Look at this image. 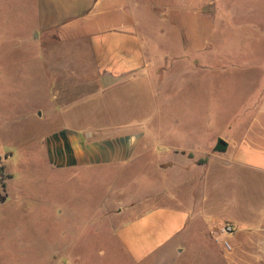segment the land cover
I'll use <instances>...</instances> for the list:
<instances>
[{"label": "crops", "instance_id": "obj_1", "mask_svg": "<svg viewBox=\"0 0 264 264\" xmlns=\"http://www.w3.org/2000/svg\"><path fill=\"white\" fill-rule=\"evenodd\" d=\"M255 3L257 0L24 3L36 22L34 37L42 41L39 64L48 104L39 116L47 125L43 141L47 165L71 180L97 170L111 175L106 182L113 185L103 205L124 215L114 229L115 236L136 263L155 255L186 253V237L196 231L208 248H216L224 264H264V59L246 66L259 70L261 77L231 116L233 123L224 122L223 129L208 137L209 119L215 115L202 104L193 114L188 103V123L204 119L202 126L187 127L181 133L182 143H178L176 129L171 126L168 130L169 119L176 117L173 96L204 77L244 67L237 61L209 62L213 56L227 54L219 52L227 39H248L251 51L264 49L260 41L264 40V18H256ZM143 86L152 87L155 99H161L165 86L169 91L173 117L159 115V127L154 130L112 105L119 103L121 94L139 96ZM51 91L60 104L53 111L55 117L64 120L49 123ZM100 102L105 106L103 118L96 117ZM218 117L226 118L225 114ZM146 136H151L150 142H145ZM222 136L226 147L215 150ZM150 151H156L155 162H150ZM143 157L152 174L144 171L131 178L127 172ZM161 176L167 177L162 178L165 181H160ZM128 179L138 185L133 192L119 189ZM162 197L169 203H150ZM224 222L236 227L230 236L231 250L217 240V229Z\"/></svg>", "mask_w": 264, "mask_h": 264}, {"label": "rangeland", "instance_id": "obj_2", "mask_svg": "<svg viewBox=\"0 0 264 264\" xmlns=\"http://www.w3.org/2000/svg\"><path fill=\"white\" fill-rule=\"evenodd\" d=\"M25 2L0 0V195H7L0 201V264H224L216 248H208L196 231L186 237V253L155 255L141 263L134 262L115 236L114 229L124 215L103 205L113 185L106 182L111 175L97 170L80 180H71L47 165L43 147L47 125L39 116L48 104L44 101L48 88L42 85L39 64L42 41L34 37L36 22ZM258 2L253 11L259 16L256 18H264V3ZM260 41L264 46V40ZM218 42L222 44L223 40ZM225 42L227 45L220 46L219 52L227 54L213 56L209 62L219 65L221 61H237L244 67L204 77L199 84L191 83L173 96L176 117L169 119L168 130L171 126L176 129L178 143L184 142L181 133L187 127L192 124L200 128L204 121L194 118L188 123V103L193 114L202 104L215 115L209 119L208 137H212L223 129L224 122H234L231 116L260 80L261 72L246 66L264 59V49L251 51L248 39ZM138 94H121L119 103L112 105L122 109L124 116L145 121V128L152 130L159 127V115L166 118L169 113L173 117L167 86L161 90V99L152 96L151 86H143ZM49 95L48 122L64 120L53 112L60 106L57 96L52 91ZM104 107L103 102L97 104L96 117H105ZM220 114L226 118L221 119ZM221 139L226 141L223 136ZM150 141L151 136H146L145 142ZM154 152H149L150 162H155ZM146 160L143 157L127 172L131 178L144 171L152 174L144 165ZM135 182L125 180L119 189L133 192L138 186ZM154 201L169 203L166 197L150 203Z\"/></svg>", "mask_w": 264, "mask_h": 264}, {"label": "built area", "instance_id": "obj_3", "mask_svg": "<svg viewBox=\"0 0 264 264\" xmlns=\"http://www.w3.org/2000/svg\"><path fill=\"white\" fill-rule=\"evenodd\" d=\"M219 232L217 240L222 244L225 250L233 248L230 236L236 232V227L231 222H224L218 229Z\"/></svg>", "mask_w": 264, "mask_h": 264}, {"label": "trees", "instance_id": "obj_4", "mask_svg": "<svg viewBox=\"0 0 264 264\" xmlns=\"http://www.w3.org/2000/svg\"><path fill=\"white\" fill-rule=\"evenodd\" d=\"M225 147H226V145L225 146H221V145H219V143L217 144V146L215 147V150H224L225 149ZM6 197H7V195L5 194V195H0V201H4L5 199H6Z\"/></svg>", "mask_w": 264, "mask_h": 264}, {"label": "water", "instance_id": "obj_5", "mask_svg": "<svg viewBox=\"0 0 264 264\" xmlns=\"http://www.w3.org/2000/svg\"><path fill=\"white\" fill-rule=\"evenodd\" d=\"M219 145H221V146H225L226 145V142L225 141H223L222 139L221 140H219Z\"/></svg>", "mask_w": 264, "mask_h": 264}]
</instances>
